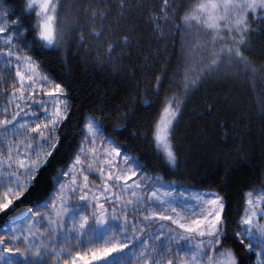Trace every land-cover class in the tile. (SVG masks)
Instances as JSON below:
<instances>
[{"label":"snow or ice","instance_id":"snow-or-ice-1","mask_svg":"<svg viewBox=\"0 0 264 264\" xmlns=\"http://www.w3.org/2000/svg\"><path fill=\"white\" fill-rule=\"evenodd\" d=\"M17 15L0 0V66L6 69L0 74V85H5L0 87L5 101L0 104V182L16 201L40 198L44 173L67 128L72 103L71 77L69 83L55 84L53 91H47L54 78L41 76L44 69L26 50L48 49L66 61L71 42L76 54H84L86 65L90 59L101 71L116 72L128 88V99L114 109L119 117L106 113L107 105L101 106L98 116L93 113L79 154L55 178L56 196L43 193L47 211H30L22 224L0 235V264H77L85 257L79 251L72 255L71 241L79 244L87 237L92 244L96 231L105 228L103 247L91 253L92 261L103 264H117L111 258L126 250L134 259L124 258L119 264H252L253 257L256 264H264V191L255 197L252 191L247 193V207L236 227L230 228L231 212H225L223 196L209 192L185 197L184 192L171 190V185L161 194L160 178L149 175L139 157L122 154L116 140L105 136L104 127L105 121H118L117 130L138 138L137 112L160 105L165 119L154 123L149 135L154 144L163 145L165 163L179 171L183 161L175 142L176 128L187 100L206 86L235 89L247 82L256 97L264 149V63L252 59L257 56L255 42L264 38V0H194L186 5L185 0H74L66 5L61 0H27L19 18H12ZM141 25H147L154 39V63L163 74L151 81V100L141 95L138 75L121 68L125 60L132 61L133 51L143 54ZM29 31L31 41L26 38ZM177 45L180 63L170 77L167 66L172 61L167 53ZM144 59L137 69L140 73L152 70L148 58ZM257 59L264 61V52ZM176 76L181 80L173 87ZM133 94L139 98L133 100ZM230 111L232 126L217 124L225 138L213 157L222 161L226 178L252 159L247 147L252 142L247 133L252 129L245 123L249 117L235 102ZM97 140L107 141L109 148L100 150L106 158L98 154ZM86 143L91 150L83 147ZM185 199L197 203L190 207ZM12 205L13 200L0 201V218L15 212ZM229 239L238 241L239 251L227 247Z\"/></svg>","mask_w":264,"mask_h":264},{"label":"trees","instance_id":"trees-1","mask_svg":"<svg viewBox=\"0 0 264 264\" xmlns=\"http://www.w3.org/2000/svg\"><path fill=\"white\" fill-rule=\"evenodd\" d=\"M189 2H194V0H185V5ZM69 3H74V0H70ZM26 4V0H3L4 7L9 9L10 13L18 14L12 18H19L21 9ZM182 14L183 10H181ZM32 23L34 25L35 21L33 20ZM141 27L143 28L140 33L143 37L141 44L143 54L141 56L133 51L132 61L125 60L121 68L123 71L138 75L141 95L151 100L150 92L154 87L151 81L154 76L163 74L159 71L160 66L154 63L156 58L154 39L147 25H141ZM26 38L31 41L33 34L30 31L26 32ZM254 47L257 56L264 52V38L258 39ZM25 54L33 56V59L39 63L40 68L44 69L42 74L54 78L52 83L66 84L69 83L68 77H71V111L65 121L67 128H64L60 134V144L53 155L52 164L44 173L43 191L40 198L28 196L22 203L14 200L11 207L15 208V212L8 217L0 218V235L6 226L21 215L30 211L34 212L38 208L42 211L47 210L44 207L47 199L43 193H47L49 198L56 193L58 185L55 178L61 170L69 168L74 161V156L79 154L77 149L81 145V137L85 135L86 125L92 119L93 113L95 112L98 116L101 106L107 105L104 111L113 114L114 118L119 117L121 114L114 112V109L120 106L121 101L128 99V88L125 87L122 78L109 68L101 71L99 66L94 67L90 59L87 60L86 65L84 54H76V49L71 42L66 61L61 56L53 54L51 50L38 47H34L31 51L26 50ZM179 56V45L174 50L169 48L167 57L172 63L167 66V74L170 77L177 72V65L180 63ZM257 56L252 59L257 64L264 63L257 59ZM144 57H147L148 62L152 64V70L140 73L137 69L145 64ZM4 72L6 69L0 66V74ZM180 80L181 77L176 76V83L173 87H176ZM2 86L5 85H0ZM259 87L260 85L257 84V89ZM177 91H179L178 88ZM138 98L136 94H133V100ZM131 102L133 101H129ZM233 102L249 117L245 123L252 129L250 133H247L252 138V142L247 145L252 159L248 164L236 168L231 177L226 178L222 161L217 162L213 157L214 149L221 147L219 142L225 138L224 129L217 127V124L226 122L229 127L232 126L233 117L230 107ZM255 105V94L247 82L237 85L235 89H217L206 86L191 96L186 102L183 115L176 128L175 142L179 146L183 161L179 171L165 163L164 155L159 152L156 144L152 142V136L149 135L150 127L154 123H159L161 119L163 109L160 105L146 106L137 112L134 122L138 130V138H133L123 129L117 130L118 121H105L104 127L107 129L105 136H112L119 144L122 153L128 152L139 157L147 165L149 175L158 176L166 183L179 185L182 190H212L219 193L226 201L225 212H231L229 227L235 228V222L242 215V210L246 208L247 193L264 190V156H262L264 149L260 144V120L256 116ZM239 119L238 115L237 121ZM241 128L243 129V125ZM50 177L52 179H49ZM225 243L234 252L239 251L238 241L229 239ZM252 264H256V257H253Z\"/></svg>","mask_w":264,"mask_h":264},{"label":"rangeland","instance_id":"rangeland-1","mask_svg":"<svg viewBox=\"0 0 264 264\" xmlns=\"http://www.w3.org/2000/svg\"><path fill=\"white\" fill-rule=\"evenodd\" d=\"M61 2H62V4L66 5V4H69L70 0H61ZM61 12L63 13V9L61 10ZM40 75L43 76L44 74L40 73ZM54 85H55L54 83L49 82L47 84V86H46V90L47 91H53L54 90ZM42 94L43 93H41V95ZM4 103H5L4 98H3V96H1L0 104H4ZM60 107H61V111H63V106L61 105ZM164 119H165V116H164V113H162L160 121H162ZM86 130H87V128L85 129V133H86ZM0 147H2V142H0ZM83 147H85L88 150L92 149V145L89 144V143L84 144ZM156 147L159 150V152L161 154H163L164 157H166V154H165V152L163 150V145L157 143ZM108 148H109V146H108L106 140H97L98 154L102 158H106V156H105V153L103 151H100V150H107ZM81 159L82 160L84 159L83 155H81ZM5 163H7V161H5ZM120 166L121 167H127L126 165H120ZM70 167H71V165H70ZM106 171H107V168H106ZM92 179H95L97 184L100 183V180L97 179L95 176H93ZM2 180H3V178H0V181H2ZM129 183H131V181H129ZM169 185H171V190H174L176 192H184V196L185 197H189V196L190 197H196L197 195H200V194H203V193H209V192L217 193L216 191H212V190H194V191L193 190H182L179 187H177L176 184H174V183H166V182H164L162 180H160V183L157 185V187L163 186V187H161V194H162L163 191L169 190ZM57 191H58V188H57ZM57 191H56V193L54 194L53 197L56 196ZM262 191H264V190H258V191L252 192L253 193V197H255L256 195L260 194ZM247 198H248V196H247ZM181 199H184V198H181ZM8 200H13L14 201L15 199L10 193H7V189L4 187L3 182H0V201L6 203ZM246 201H247V199H246ZM184 203L191 207V206H194L197 203V201H195L194 199H185ZM106 207H107V205H106ZM246 207H247V203H246ZM28 214L29 213H25V214L21 215L20 217L16 218L14 221H12L8 226H6V228L3 230L1 235L5 234V230L6 229H8L10 231V228H11L12 225L17 224V223L22 224L24 222V217L27 216ZM164 223H165L166 226L168 224H170V222H164ZM262 223H264V221H262ZM35 227H39V225H35ZM173 227H175V226L173 225ZM107 231H108L107 228L98 229L96 231V233L94 234V242L92 244H88L87 243V237L84 238V242L83 243H79L78 244V243H76L75 240L71 241L70 247L73 249L72 255L75 256V253L77 251H79L81 253V255H83L85 257V260L90 261V264H103V261H92L91 260V253H92V251H94V250H96V249H98L100 247H103L102 235H103V233H105ZM90 235H92V234L90 233ZM59 246L60 245H58V247ZM68 247H69V245H65L66 249ZM124 258H126L127 260H130V259L133 260L134 259V257L132 255H130V253L127 250L122 256H114L111 259H113V260H115L116 262L119 263V261L121 259H124ZM85 260H78L77 264H85ZM256 261H257V258H256Z\"/></svg>","mask_w":264,"mask_h":264}]
</instances>
